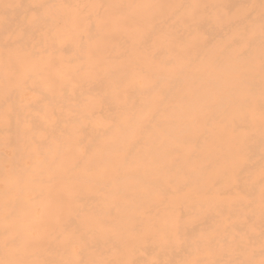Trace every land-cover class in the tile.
Instances as JSON below:
<instances>
[{
  "label": "bare ground",
  "instance_id": "1",
  "mask_svg": "<svg viewBox=\"0 0 264 264\" xmlns=\"http://www.w3.org/2000/svg\"><path fill=\"white\" fill-rule=\"evenodd\" d=\"M12 4L14 6L8 7L6 14H0V35L5 32L2 28H12L16 37L10 52L4 49L7 44L0 39V56L10 61L0 64V87L6 91L0 96V106L16 105L15 110L0 109V134L7 133V140L3 142L9 144L7 149L0 147V180L24 184L27 188L18 194V204L28 203L29 224L35 221L31 212L35 207L46 208L54 201L50 195L53 184L59 181L52 171L61 166L68 172L62 178L71 183L76 178L74 168H84L93 170L94 183L120 184L118 190L106 188L104 193L96 195L105 198L108 207L120 204L119 217L122 221L116 223L115 229H136L143 233V237L137 239L138 245H144L145 241L152 247L175 248L178 244L175 234L182 232L183 226H188L190 218L164 215L155 210L158 205L155 188L132 190L135 198L128 199L125 195L129 194L125 191L128 186H122L129 182L140 184L145 178L149 183H157L156 173L147 172L148 169L155 171L157 168H189L192 164H205L208 128L225 120L223 115L228 114L225 102H229L228 96L215 103H210L205 96L216 89L233 93L236 86L221 75L222 55L231 44L230 39L243 36L238 30L239 25L235 24H227V31H222L224 18L227 22L234 20L224 14L225 1L13 0ZM73 18L76 21L69 23ZM81 19L92 23L89 28L85 27L83 33ZM87 35L90 39L94 37L90 46L84 41ZM189 38L194 41L189 42ZM163 39H172L176 44L166 46L160 43ZM24 49L29 50L28 54L32 56H37L42 50L43 58L35 59L28 68L16 56ZM263 49L262 42L248 46V52L254 54ZM145 57L154 59L148 61ZM209 65L213 67L212 72L208 69ZM103 71L113 74L92 77L94 73ZM144 71L158 73L149 83H144L145 77H140ZM7 72L10 73L8 78L5 75ZM47 72L52 73L51 81L58 80V74H62L63 80L66 79L65 93H57L56 89L44 85ZM134 73L137 76L135 81ZM74 76L91 79L93 92L89 87L75 84ZM164 80H168L169 87L163 92L161 85ZM39 85L49 88L43 91L48 99L34 97L33 109L43 107L46 113L55 112L58 99L66 97L71 101L63 105L70 115L54 119L63 126L52 134L49 133L48 121L51 116L38 124L20 125L25 115L24 105L32 102L33 92L36 94L43 89ZM151 85L153 87L148 89ZM184 86L189 92L184 90ZM21 88H31L30 101H18L17 90ZM182 94L194 98V102L190 99L188 105L196 114L195 130L176 113L170 116L163 109L168 104L163 101L170 102L173 96L181 97ZM119 102L121 107L116 106ZM176 107L184 112L180 103ZM144 112L146 118L142 116ZM97 124H100L98 131L95 130ZM72 130L78 134L75 135ZM39 136H42V141L38 140ZM70 137L74 140L72 143ZM185 145L192 146L190 156L183 155L181 146ZM117 151L122 154L121 159H116L114 152ZM130 168H136L134 174L126 172ZM29 169L32 172L27 173ZM167 176L172 178L171 174ZM167 179L165 175L161 177L163 183H167ZM78 180L91 181V178L84 176ZM148 191L153 193L149 196ZM61 193L64 208L72 201V196L63 190ZM6 198V194L0 192V202ZM106 213L104 219L91 213L92 229L112 225L108 211ZM40 215L45 217L47 212L43 211ZM133 219L139 222L130 226ZM216 224L220 225L219 218ZM152 227L162 236H154ZM74 230L61 226L59 219L44 236L59 245L57 240L63 241L66 231ZM172 251L161 258L165 260L164 264L175 261L170 255Z\"/></svg>",
  "mask_w": 264,
  "mask_h": 264
},
{
  "label": "rangeland",
  "instance_id": "2",
  "mask_svg": "<svg viewBox=\"0 0 264 264\" xmlns=\"http://www.w3.org/2000/svg\"><path fill=\"white\" fill-rule=\"evenodd\" d=\"M141 1L138 0V3ZM224 1V14L227 13V18H234V20L227 22L224 18L222 31H227V24H235L239 25L240 29L237 28L242 31L243 36L230 39L231 44L222 55L221 75L236 86L233 93L216 89L205 96L210 103L217 102L221 97L229 98V102H225L228 111L227 115H223L225 120L216 122L213 127L208 128L205 137V141H208L205 164L201 166L192 164L189 168L185 166L157 168L155 171L148 169L147 172L156 173L157 183H149L145 178L140 184L129 182L128 185L122 186V188L128 186L125 190L129 193L125 194L128 199L135 198L132 190L144 191L148 187L155 188V197L158 201L155 210H159L164 215H182L184 218H190L188 226H183V231L175 234L178 241L176 247L172 249L166 246H153V248L145 241L144 245H138L137 239L143 237V233L136 229L123 231L114 228L116 223L122 221L119 217L122 209L120 204H112L108 207L106 199L96 195L104 193L106 188L118 190L120 184L94 183L93 170L88 171L84 168H74L73 173L76 178L68 183L62 178V175L68 172L58 166V169L52 171L57 175L56 180L59 181L53 184L54 189L50 195L54 201L46 208L37 206L34 211H31L35 217L33 224H29L31 220L28 203L18 204V194L27 189L25 185L0 180V192H4L7 196L5 201L0 202V264H164L165 260L161 258L172 250L170 255L172 260H179L177 264H264V49L255 54L248 52V46L257 42L264 44V0ZM12 2L13 0H0V14H6L8 7L14 6ZM75 21L76 19L73 18L69 23ZM80 23L84 26L81 28L82 33L85 27L89 28L92 24L85 19H81ZM248 25H250L249 29ZM102 27L100 26V29ZM2 29L5 32L0 35V39L6 42L7 46L4 49L10 52L9 48L16 37L12 28ZM77 29L79 30V26ZM84 41L90 46L94 42V37L90 39L87 35ZM193 41L194 39L189 38V42ZM160 43L166 46L176 44L172 39H163ZM69 51L68 47L67 52ZM28 53L30 51L24 49L23 53L16 56L22 64L30 68L35 59L43 58L44 52L41 50L36 54L37 56ZM145 59L153 61L154 58L145 57ZM1 63H10V61L0 56ZM208 69L210 72L213 71L211 65ZM157 73L158 71L155 73L144 71L140 73V77H145L144 83H149ZM112 74L113 72L103 71L94 73L92 77ZM5 75L8 78L10 73L7 72ZM58 75V80L51 81L52 73L47 72V81H44V85L56 89L57 93H65L66 79L63 80L62 74ZM70 76L73 77L72 74ZM74 78L75 84L89 87L93 92L91 79L86 80L83 77L78 79L76 76ZM133 78L135 81L136 73L133 74ZM154 82H157L156 78ZM168 83V80L162 82L163 92L169 87ZM45 86L39 85L38 87L43 89L36 94L33 92L32 102L24 105L25 115L22 116L24 119L20 125L38 124L44 118L51 116L52 118L48 121L49 133L52 134L63 126L54 119L57 116L63 117L64 114L70 115L63 105L71 101L66 97L63 100L55 98V100L58 99L55 112L46 113L43 107L33 109L34 97L38 100L48 99L46 93H43L44 88H47ZM152 87L153 85L148 89ZM183 88L189 92L185 86ZM5 92L4 88L0 87V96H3ZM17 93V98L20 99L18 101L21 99L30 101L31 88L18 89ZM190 99L194 102V98L190 96H183V94L181 97L173 96L170 102L163 101L168 103L163 106V109L170 116L176 113L182 121H187L195 130L196 114L192 106L188 105ZM178 103L184 112L177 109ZM120 104V102L116 103V106L121 107ZM15 107L16 105L6 104L1 105L0 109L15 110ZM29 109L30 113H28ZM142 116L146 118V113L144 112ZM99 126L100 124L95 126L96 131L99 130ZM178 127L182 128L181 125ZM72 133L78 134L74 130ZM6 134H0L2 136L0 147L3 149H7L6 146L9 145L3 142L7 140ZM38 140L42 141V136H39ZM73 141L70 137V142ZM181 148L184 156H190L193 152L191 145L181 146ZM114 153L116 159L122 158L119 151ZM109 168L112 167L109 165ZM135 170L136 168H130L126 172L134 174ZM137 171L145 172L146 170L137 169ZM26 172L32 171L29 169ZM167 174H171L172 178ZM164 175L168 178L167 183L161 180ZM84 176L90 177L91 181L78 180ZM62 190L65 194L72 196V201L64 208ZM151 193L153 192L148 191L149 196ZM52 204L54 205L50 206ZM128 207L132 209V206ZM43 211L47 212L45 217L40 215ZM106 211L112 225L92 229L91 213L94 212L95 216L106 218ZM218 218L220 225L216 224ZM59 219H61V226L76 230L66 231V237L62 239L63 241L57 240L59 245H56L51 243L44 233ZM133 222L137 224L139 221L133 219L129 225L133 226ZM152 229L154 236H162L155 227ZM175 261L172 264H176Z\"/></svg>",
  "mask_w": 264,
  "mask_h": 264
}]
</instances>
